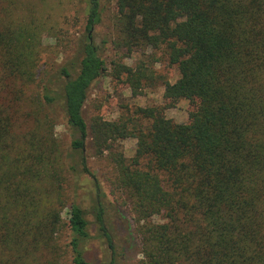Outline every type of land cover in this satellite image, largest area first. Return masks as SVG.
Returning a JSON list of instances; mask_svg holds the SVG:
<instances>
[{"label": "trees", "instance_id": "trees-1", "mask_svg": "<svg viewBox=\"0 0 264 264\" xmlns=\"http://www.w3.org/2000/svg\"><path fill=\"white\" fill-rule=\"evenodd\" d=\"M45 2L0 0V264H86L89 222L68 192L75 167L54 105L72 151L82 157L89 136L111 192L129 208L137 264H264V0H113L109 75L133 96L158 62L178 77H162L161 105L89 124L88 90L108 71L90 35L101 0H85L79 51L49 71L40 69L50 50L43 41L54 37L57 47L59 31ZM135 57V66L123 62ZM182 99L190 108L177 123L165 110Z\"/></svg>", "mask_w": 264, "mask_h": 264}, {"label": "rangeland", "instance_id": "rangeland-1", "mask_svg": "<svg viewBox=\"0 0 264 264\" xmlns=\"http://www.w3.org/2000/svg\"><path fill=\"white\" fill-rule=\"evenodd\" d=\"M85 0H46L43 14L58 31L56 38L45 36L44 44L50 47L44 55L41 70H50L57 64H63L73 57L85 32ZM101 21L90 32L95 46L99 47V54L105 60L108 71L99 77L89 88L87 100L83 108V117L87 124L94 116L115 120L126 117L135 107L161 105L162 77L173 83L178 77L175 67L164 66L161 62L154 65V80L139 95L133 96L127 86L117 83L109 74L112 71L111 60L115 58L112 48L113 37V0H101ZM53 51V54H52ZM140 58L125 59L123 62L130 66ZM54 116L58 119L55 127L57 137L62 142L68 157L66 164L74 166V172L69 174V189L71 201L84 212L89 222L88 232L91 238L85 243L83 259L86 264H137L140 255V242L136 234L135 223L129 208L123 204L118 194H113L107 183L108 168L103 161L95 159L91 151L90 137L85 139L82 157L74 153L71 148L70 132L65 126L63 113L59 105H54ZM190 103L182 99L175 107L165 110V116L177 123L187 121ZM127 157L133 155L136 140L126 139L122 142ZM101 210L103 226L111 238V243L104 237L96 223V215ZM68 207L62 213L63 220L68 221ZM66 231L61 241L65 244L69 240ZM111 244V245H110Z\"/></svg>", "mask_w": 264, "mask_h": 264}]
</instances>
